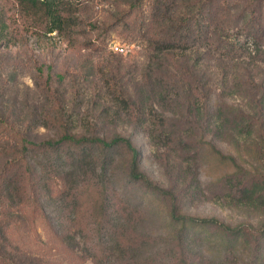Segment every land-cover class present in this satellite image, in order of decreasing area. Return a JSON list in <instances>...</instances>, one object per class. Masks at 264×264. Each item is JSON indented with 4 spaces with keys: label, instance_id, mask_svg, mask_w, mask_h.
I'll list each match as a JSON object with an SVG mask.
<instances>
[{
    "label": "trees",
    "instance_id": "trees-1",
    "mask_svg": "<svg viewBox=\"0 0 264 264\" xmlns=\"http://www.w3.org/2000/svg\"><path fill=\"white\" fill-rule=\"evenodd\" d=\"M11 1L18 15L15 23L23 20L24 33L57 32L73 42L85 25V5L78 0ZM118 5L124 12L123 35L130 33L147 44L148 61L134 91L107 93L108 104L98 112L103 119L131 125L128 136L111 134L98 124L92 129L77 124L80 107L75 103L71 113L63 94V100L48 99L51 108L42 122L35 123L38 112L29 111L19 128L17 107L0 94V157L7 158L0 165V264H42L33 253H20L26 251L10 238V231L25 222V209L34 204L62 244L71 251H85L95 264H264V224L232 225L183 213L180 203L191 184L186 182L188 173H171L170 185L155 182L143 169L142 151L133 141L142 133L153 141L155 132L156 146L211 157L226 168L221 182L236 203L264 207V181L240 162L244 156L257 161L264 157V84L255 81L248 67L264 66V0H253L243 10L236 0H121ZM7 20L0 14V22ZM235 30L248 37L238 42L232 35ZM6 39L0 36V41ZM9 45L0 44V52ZM38 66L40 71L42 64ZM227 66L235 71L237 91L253 94L252 106L223 102L222 86L213 80L220 69L222 81L229 80ZM32 123L53 128L54 135L41 142L31 140ZM254 137L258 142L249 143L235 157L211 141L233 139L240 144ZM54 186L61 189L59 198L52 196ZM84 194L92 199L86 211L80 203ZM54 203H60L53 212L57 231L47 212ZM141 215L158 217L170 233L131 235L130 228L135 230L145 220ZM83 218L92 220L91 229L84 231L78 223ZM93 229L94 239L88 233Z\"/></svg>",
    "mask_w": 264,
    "mask_h": 264
},
{
    "label": "rangeland",
    "instance_id": "rangeland-1",
    "mask_svg": "<svg viewBox=\"0 0 264 264\" xmlns=\"http://www.w3.org/2000/svg\"><path fill=\"white\" fill-rule=\"evenodd\" d=\"M251 1L253 2V0H236L237 8L243 10ZM78 2H83L85 5L84 12L81 13L85 25L78 29V34L72 40L73 43L67 36L57 32L35 35L24 33L21 25L23 20L19 19L15 23L18 15L12 1L0 0V14L8 18L5 24L0 22V36L6 35L7 38L6 42L0 41V44H10L0 52V94L17 107L18 115L14 118L19 128L22 127L20 124L29 111L38 112L33 120L35 123L42 122L44 113L51 108L48 99L63 94L68 100L71 113L76 106L75 103L80 107L79 115L75 116L78 120L77 124L90 129L98 124L101 128H107L111 134L122 132L128 136L131 133V125L124 127L125 125H120L121 120L118 124L112 118L103 119L98 111L108 104L105 99L107 93L121 91V88L133 92L134 86L140 83L141 76L138 74L145 71L148 61L147 44L129 37L130 33L123 35L120 14L124 12H121V5H118L121 0H78ZM127 20L139 22L135 17H129ZM230 24L231 27L235 26L234 22ZM102 26L109 31L104 32ZM11 32H14L12 37ZM15 35L17 38H14ZM232 35L238 42H243L248 37V33L241 30H235ZM106 39L107 43L104 42ZM104 44H108L107 50H101ZM115 46L125 47L128 51L117 53L114 50ZM41 64V70L37 71V66ZM248 67L255 81L264 84L263 64H251ZM225 71L230 74L229 80L222 81V69L216 71L213 80L215 85L222 86L219 93L222 94L223 102L239 104L245 108H247L246 104L252 106L253 94L239 93L237 83L234 82L236 75L232 73L235 71L231 66H227ZM243 73L249 74L245 70ZM223 85L227 87L224 90ZM64 97L61 96L59 99L63 100ZM32 128L28 136L36 142L50 138L55 132L53 128H43L34 123ZM154 134L158 135L155 132ZM156 136L150 141L147 134L142 133L134 135L133 141L142 151L143 169L155 182L164 186L170 185L172 180L167 178L173 176L171 173L180 170L188 173L186 182L191 184L180 203L183 213L202 218L215 217L232 225L242 222L255 226L264 224V207H249L236 203L231 197L232 192L228 186L222 185L221 179L226 173L225 167L216 165L211 157L199 158L194 152L181 153L180 148L175 152L172 149L156 146ZM254 138L255 141L250 140L247 143L241 141L240 144L233 139L211 138V141L224 154L235 157L239 150L246 145L249 146V143L256 144L258 138ZM6 160V157H0V165L2 166ZM240 162L255 174L259 181H264V157L257 161L254 157L244 156ZM193 179L196 181L198 179V182ZM60 190V187L54 186L52 196L59 198ZM81 198V206L86 211V206L90 205L92 199L88 194L82 195ZM5 204L8 205V201ZM59 204H52L47 211L51 220L49 224H52L56 231L58 223L53 220L55 217L53 212H55L54 206ZM24 213L27 216L22 223L23 228L19 225L10 231V238L16 241L21 250L26 251L20 253H31L30 255L33 253L40 258L42 264H95L85 251H71L66 244H62V241L52 233L48 222L44 223L41 220L35 204L30 208L27 207ZM140 219L145 220L139 222L135 230L130 228V234L133 236L136 234L160 236L170 233L167 227L158 222L156 216L141 215ZM91 221L90 218H83V223H78L85 229L84 231H87L92 228L88 226ZM134 224L131 223V226ZM88 233L93 239L97 238L94 229ZM155 247V250H163Z\"/></svg>",
    "mask_w": 264,
    "mask_h": 264
},
{
    "label": "built area",
    "instance_id": "built-area-1",
    "mask_svg": "<svg viewBox=\"0 0 264 264\" xmlns=\"http://www.w3.org/2000/svg\"><path fill=\"white\" fill-rule=\"evenodd\" d=\"M114 50H115L117 53H126V52L128 51L127 48L122 47V46H115V47H114Z\"/></svg>",
    "mask_w": 264,
    "mask_h": 264
}]
</instances>
